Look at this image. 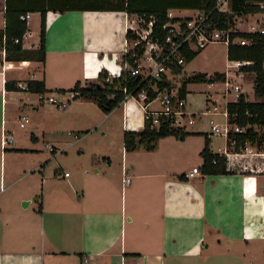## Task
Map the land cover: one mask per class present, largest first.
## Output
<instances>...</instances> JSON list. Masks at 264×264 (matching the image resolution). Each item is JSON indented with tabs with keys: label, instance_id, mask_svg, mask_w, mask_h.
<instances>
[{
	"label": "crops",
	"instance_id": "crops-1",
	"mask_svg": "<svg viewBox=\"0 0 264 264\" xmlns=\"http://www.w3.org/2000/svg\"><path fill=\"white\" fill-rule=\"evenodd\" d=\"M5 14L6 0H0V33L5 30ZM29 14L30 20L40 16L39 39L29 45L32 34L28 29L23 48L37 51L41 13ZM129 19L122 11L48 13L42 70L36 68V61H8L5 50L0 49L1 159L16 157V151L32 152L18 149L13 128L7 129L16 120L25 123V113L42 116L31 126V140L39 141L35 131L45 133L38 95L8 90L6 83L45 80L50 92L70 96L76 84L98 83L102 73L119 77ZM69 103L65 110L70 109ZM118 111L123 133L144 130L145 114L139 104L128 101L105 114L106 118ZM69 113L74 116L68 114L65 121L82 122L72 110ZM3 129L12 137L6 145ZM187 133L190 135L184 140L161 139L154 151L128 152L124 148L120 187L104 171L111 169V160L109 167L103 169L99 163L95 171L77 163V180L57 170L48 187L45 170L39 178L41 190L35 184L28 193V189L15 188V172L10 169V188L15 193L11 199H0V264H173L179 256L198 259L208 250L244 254V264H264V174H202L206 139ZM210 148L213 152L212 138ZM250 161L247 169L253 170ZM39 165L46 169L41 162ZM41 167L21 179L38 176ZM194 167H199L201 174L187 179L185 174ZM125 174L131 178L128 184L124 183ZM29 193L35 200L24 199ZM254 252L260 254L256 259L247 256Z\"/></svg>",
	"mask_w": 264,
	"mask_h": 264
},
{
	"label": "trees",
	"instance_id": "trees-1",
	"mask_svg": "<svg viewBox=\"0 0 264 264\" xmlns=\"http://www.w3.org/2000/svg\"><path fill=\"white\" fill-rule=\"evenodd\" d=\"M264 0H230L231 13H221L216 10L218 0H6L5 30L0 33V49L6 52V60L13 62L36 61L43 68L46 62V20L50 12L66 14L72 11H122L128 16H140L147 20L153 17L156 20L155 30L161 32L160 26L168 21V14L171 11H201L210 16L213 25L222 30L234 25L236 16H246L258 13L260 3ZM29 13H41L40 46L37 51H26L23 48L24 37L28 33V23L21 18ZM161 36L163 32L159 33ZM235 36L252 39L250 46L232 45L228 48L227 57L229 61H248L254 65L246 68L245 71L255 74L254 93L262 101L249 102L245 95H242L237 102L227 106L229 113V124L246 129L241 134H229L228 149L239 152L247 145L256 146L264 150V36L237 34ZM129 38V36H127ZM20 43L16 44L15 41ZM185 52L187 63H191L199 54ZM182 67L174 70L175 74H181ZM123 75L122 78H113L111 83L106 82L109 77L102 73L99 82L87 84L84 87L80 83L70 90L74 99H83L95 102L102 112L110 114L121 105L124 100L123 92L118 90L119 86L125 85L132 90L138 80L131 76ZM225 79V74L216 73L213 76L195 74L183 80L182 97L187 94L190 84L212 85ZM18 83H6L5 87L11 91H22L17 88ZM25 92L46 95L50 91L46 87L45 80H29L25 83ZM64 93V92H63ZM187 132L176 129L161 127L151 129L149 122H146L142 132H125L124 148L128 152L143 149L154 151L158 141L167 137H175L184 140ZM203 159L202 174L208 176L221 175H252L255 173L264 174V158H256L253 170H248V157L225 158L214 154L210 148V140L206 135V146L201 153ZM214 162L216 164H214Z\"/></svg>",
	"mask_w": 264,
	"mask_h": 264
},
{
	"label": "rangeland",
	"instance_id": "rangeland-1",
	"mask_svg": "<svg viewBox=\"0 0 264 264\" xmlns=\"http://www.w3.org/2000/svg\"><path fill=\"white\" fill-rule=\"evenodd\" d=\"M176 16H189L191 12L188 11H174L172 12ZM131 20L136 19V16H130ZM128 23L132 27H136L135 23ZM39 28H40V16L35 15L29 20V30L31 31L32 37L28 40V44L37 42L39 39ZM126 41V40H125ZM124 46L122 47V56L124 54ZM228 47L223 44H212L204 49L191 63H186L179 79L176 81L183 84L185 78H189L195 74H203L207 76H213L216 73L221 74H233L229 66V60L227 57ZM122 71L128 66H125L121 62ZM39 70L43 69V66L39 63L36 67ZM33 70L32 68H30ZM30 71V70H28ZM110 74V73H109ZM99 80V79H98ZM240 81V79H237ZM254 82L255 74L248 75L245 81L242 82L243 89L248 94L246 95L249 102H260L261 99L257 98L254 93ZM62 99L70 101L69 110L62 111L56 105L49 103H42L43 107V118L45 129L38 132L39 141L31 140V126L41 119L40 114L33 115L25 113L28 119H25V123L30 122L26 126L25 123L18 122V120L9 123L7 129L13 128L14 141L18 149H32L29 151H16L18 154L16 157L8 156L6 159L0 158V190L4 194L0 199L8 200L14 197V191L10 188V169L15 172V181H17L16 189L27 190V193L32 186L37 185L38 189L41 190L40 177L42 173L46 170V180L54 178L57 170L68 172L71 175L70 180L79 179V172L77 171L76 164L81 162L82 165L86 167L85 170L95 171V168L101 163L100 167L103 169L104 166H110L111 169L104 170L109 175L112 176L120 187L121 185V167L123 161V150H124V136L122 132V115L118 111L111 118H106V115L95 105L93 101H83V99H71L70 96H65L56 92H49L45 95L46 100L48 98ZM33 99H36L33 98ZM37 99H39L37 97ZM187 103L188 112L194 115L195 125L188 127V132L198 134L206 139V134L211 133V121L217 125H223L227 122L226 118L222 115L226 111L227 103L234 102V98L229 96L226 99L223 98V87L217 85L208 84H190L187 88ZM216 102L218 106L217 113L214 114L213 107ZM211 109V113H208V109ZM2 105L0 102V126L2 120ZM77 114V118H81L82 122H75V119L71 121H65L68 119V114L70 111ZM42 112V111H41ZM74 116L73 114H71ZM105 122V123H103ZM21 123V124H20ZM101 124V125H100ZM23 126V127H22ZM264 133V128L260 129ZM105 133V135L103 134ZM212 150L214 154H219L226 149V139L222 135H212ZM1 138V131H0ZM39 142L35 146V143ZM31 145V146H29ZM57 147L55 154L49 152V147ZM248 148L252 152L248 153V158L255 163L256 158H264V150L258 149L256 146L248 145ZM34 150H37L35 152ZM82 151L85 154H82ZM234 150H232L233 153ZM231 152V151H230ZM35 154V155H34ZM1 155V154H0ZM57 155V156H56ZM197 158V155L196 157ZM198 155V160H199ZM100 161V162H99ZM250 161V162H251ZM40 162L46 166L41 167ZM40 166L41 172H37L38 176L27 177L26 179H21L25 173H31V171ZM37 170V169H36ZM14 188V190H16ZM118 191V190H117ZM5 192V193H4ZM11 192L10 195H8ZM41 192V191H40ZM38 192V193H40ZM25 193V194H27ZM29 193L24 199L29 201L35 200ZM27 201V200H25ZM28 203V201L26 202ZM223 251V250H222ZM236 253V252H235ZM255 254V255H254ZM254 254H247L248 257H253L256 259L258 257V252ZM252 258V259H253ZM244 254H233V255H223L220 251H210L205 252L204 255L198 259H188L179 256L175 263L173 264H244L245 260Z\"/></svg>",
	"mask_w": 264,
	"mask_h": 264
},
{
	"label": "built area",
	"instance_id": "built-area-1",
	"mask_svg": "<svg viewBox=\"0 0 264 264\" xmlns=\"http://www.w3.org/2000/svg\"><path fill=\"white\" fill-rule=\"evenodd\" d=\"M230 0H218L216 10L221 13H231ZM259 11L255 14L246 16H236L234 25L228 29L216 28L210 20V16L201 11H192L189 16H176L172 12L168 14V21L160 26L161 36L155 30L156 20L151 18L148 22L145 18L136 16V19L129 22L135 23L136 27L128 25L126 32V41L123 54V64L128 66L122 74L131 76L138 80V84L132 89H128L125 85L119 86L117 89L123 92L124 100L121 105H125L128 101H134L139 104L145 114L146 122H149L151 129H159L166 127L187 132L188 127L195 125L194 115L188 112L187 94L182 97V85L176 79L180 74H175L176 68H184L187 63L185 52L199 53L212 44H223L228 48L232 45L250 46L253 44L252 39H245L237 34L260 35L264 36V2L258 5ZM31 14H27L21 18L22 21L29 24ZM129 36V38L127 37ZM26 39V35L24 37ZM16 44L20 41L16 40ZM228 69L233 74L225 75V79L212 85L223 87V98L231 96L234 102L244 95L242 82L245 81L246 75L251 74L245 71L246 68L253 66L248 61H229ZM125 76V77H126ZM113 77H108L106 82L111 83ZM237 79H240L238 81ZM19 90L25 91L27 86L22 83L17 84ZM74 99V94L70 95ZM39 101L42 103L54 104L60 110L68 108V101L55 99L53 97L46 100L45 95H38ZM232 102V103H234ZM230 103H227V106ZM210 109V108H209ZM210 110H208L209 112ZM218 111L216 102L214 103L213 112ZM227 122L223 125H217L211 121V133L206 134L210 140L212 135L225 136L228 145L229 134H241L246 129L229 124V113H222ZM25 120V118H23ZM3 144L12 141V137L8 136L5 129L2 131ZM231 151V152H230ZM50 153H57L53 147H49ZM220 156L230 157H248V153L252 152L248 145L245 149L235 152L226 149L221 152ZM214 164H216L214 162ZM201 174L199 167H194L190 172L185 174L187 179L194 178ZM69 173H65L68 177ZM124 183L131 181L126 174L124 175Z\"/></svg>",
	"mask_w": 264,
	"mask_h": 264
}]
</instances>
